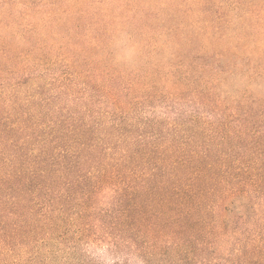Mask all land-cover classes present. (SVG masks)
<instances>
[{"label": "trees", "instance_id": "16d2710c", "mask_svg": "<svg viewBox=\"0 0 264 264\" xmlns=\"http://www.w3.org/2000/svg\"><path fill=\"white\" fill-rule=\"evenodd\" d=\"M107 257L264 264V0H0V264Z\"/></svg>", "mask_w": 264, "mask_h": 264}, {"label": "rangeland", "instance_id": "374dc122", "mask_svg": "<svg viewBox=\"0 0 264 264\" xmlns=\"http://www.w3.org/2000/svg\"><path fill=\"white\" fill-rule=\"evenodd\" d=\"M96 254H101V252H97ZM99 256V255H98ZM102 260V259H101ZM104 264H114L109 257L106 258V260H102Z\"/></svg>", "mask_w": 264, "mask_h": 264}]
</instances>
